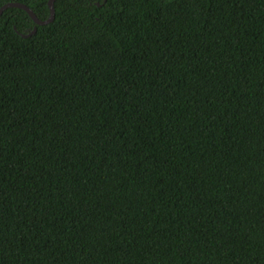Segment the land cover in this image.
<instances>
[{"label":"trees","instance_id":"obj_1","mask_svg":"<svg viewBox=\"0 0 264 264\" xmlns=\"http://www.w3.org/2000/svg\"><path fill=\"white\" fill-rule=\"evenodd\" d=\"M0 264H264V0L6 9Z\"/></svg>","mask_w":264,"mask_h":264},{"label":"water","instance_id":"obj_2","mask_svg":"<svg viewBox=\"0 0 264 264\" xmlns=\"http://www.w3.org/2000/svg\"><path fill=\"white\" fill-rule=\"evenodd\" d=\"M55 1L56 0H49L50 17L47 20L39 19L37 17V15L34 13V11L29 6H27V5L23 4V3H19V2H10V3H6L5 5H3L0 8V16L8 8H21V9L25 10L30 15V17L34 20V22L37 25H40V26L47 25V24L53 22V20L55 18ZM36 31H37V27H35L34 30L31 33L21 34V35L23 37H29V36L35 34Z\"/></svg>","mask_w":264,"mask_h":264}]
</instances>
